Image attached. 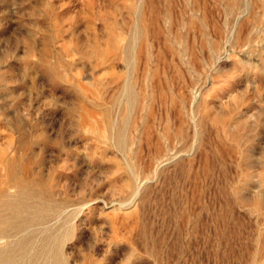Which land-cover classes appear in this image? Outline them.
Here are the masks:
<instances>
[{"label":"rangeland","instance_id":"rangeland-1","mask_svg":"<svg viewBox=\"0 0 264 264\" xmlns=\"http://www.w3.org/2000/svg\"><path fill=\"white\" fill-rule=\"evenodd\" d=\"M2 152L0 264H264V0H0Z\"/></svg>","mask_w":264,"mask_h":264},{"label":"bare ground","instance_id":"bare-ground-1","mask_svg":"<svg viewBox=\"0 0 264 264\" xmlns=\"http://www.w3.org/2000/svg\"><path fill=\"white\" fill-rule=\"evenodd\" d=\"M5 153H10V152L6 150ZM5 153L2 152L1 153L2 155L0 157V195L5 197V200L0 201V205L3 208H11L13 204V199L15 198L16 195L15 192L16 186H18L22 182H23L22 185H25V184L33 183V181H31L30 179L29 180L24 179V177H23L24 180L15 181V172L12 165L13 161L11 158H8L7 156L8 154L5 155ZM14 160L16 161L15 158ZM14 167H16V165H14ZM4 173L6 174L4 175ZM4 233H5L4 229L0 228V236H4L5 235Z\"/></svg>","mask_w":264,"mask_h":264}]
</instances>
